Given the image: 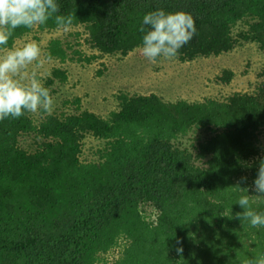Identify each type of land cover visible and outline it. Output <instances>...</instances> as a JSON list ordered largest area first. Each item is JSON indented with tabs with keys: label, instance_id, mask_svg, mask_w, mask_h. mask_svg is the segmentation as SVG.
Listing matches in <instances>:
<instances>
[{
	"label": "trees",
	"instance_id": "trees-1",
	"mask_svg": "<svg viewBox=\"0 0 264 264\" xmlns=\"http://www.w3.org/2000/svg\"><path fill=\"white\" fill-rule=\"evenodd\" d=\"M57 3L60 14L73 15L70 27L86 26L89 42L104 54L141 48L140 20L156 9L194 19L196 32L177 55L182 62L228 53L241 42L264 49V0ZM247 20L248 28L235 33ZM36 29L58 28L51 20L18 28L0 55ZM48 52L67 57L58 38ZM53 75L66 78L60 69ZM233 76L224 70L221 81ZM120 99L107 118L85 110L0 121V264H101L116 248L120 255L107 264H240L264 251V229L235 218L243 209L234 203L247 194L264 212V194L252 186L264 158V78L255 92L224 101L166 102L154 93ZM199 131L206 136L192 150L177 145ZM26 134L37 138L32 151L21 144ZM87 134L105 146L83 160ZM147 203L155 220L142 209ZM230 210L232 219L220 215Z\"/></svg>",
	"mask_w": 264,
	"mask_h": 264
},
{
	"label": "rangeland",
	"instance_id": "rangeland-1",
	"mask_svg": "<svg viewBox=\"0 0 264 264\" xmlns=\"http://www.w3.org/2000/svg\"><path fill=\"white\" fill-rule=\"evenodd\" d=\"M247 22H240L234 29L235 33L247 29ZM55 38L62 41L67 53L65 60L49 56V44ZM88 38L84 25L70 27L67 32L60 28L50 31L36 29L18 39L14 45L19 47L34 42L40 47L39 61L29 65L23 75L31 76L35 73L43 78V84L50 89L54 99L51 114L88 110L107 118L111 112L120 108L123 94L132 96L154 93L166 102H195L205 98L224 101L236 92H255L264 78V49L251 41L239 43L228 53L198 57L191 62H182L178 56L149 62L143 57L141 48L126 55L120 52L104 54L92 46ZM7 50H3L1 55ZM56 69L63 71L66 76L64 80L53 75ZM224 70L234 73L229 83L221 81ZM45 114L30 113L36 122L42 120ZM205 136L204 131L192 132L177 140V145L191 149V145ZM20 140L29 151L37 147V138L33 134H26ZM262 143L264 146V136ZM104 146L105 142L101 139L87 134L83 140L82 159L96 158ZM142 209L147 218L156 219L157 210L154 206L147 203L142 205ZM120 252L121 248H116L103 255L101 264L115 260Z\"/></svg>",
	"mask_w": 264,
	"mask_h": 264
},
{
	"label": "clouds",
	"instance_id": "clouds-1",
	"mask_svg": "<svg viewBox=\"0 0 264 264\" xmlns=\"http://www.w3.org/2000/svg\"><path fill=\"white\" fill-rule=\"evenodd\" d=\"M50 20L67 32L73 23V15L60 14L57 0H0V48L8 47L16 29H33L46 25ZM138 31L142 34L143 57L156 62L158 58L176 57L193 38L196 27L189 13L156 9L143 14ZM40 55L41 49L34 42L13 46L0 55V121L19 119L26 113H52L54 99L50 89L43 84V78L35 73L23 75L29 65L39 61ZM252 186L255 193L264 194V158L259 161ZM234 203L243 209L235 218L242 224L246 222L252 229H264V212L254 210L247 194L239 195ZM220 215L233 218L231 210ZM177 245V253H182V242L177 241ZM240 264H264V251L240 261Z\"/></svg>",
	"mask_w": 264,
	"mask_h": 264
},
{
	"label": "bare ground",
	"instance_id": "bare-ground-1",
	"mask_svg": "<svg viewBox=\"0 0 264 264\" xmlns=\"http://www.w3.org/2000/svg\"><path fill=\"white\" fill-rule=\"evenodd\" d=\"M220 76V75H219ZM218 82V81H217Z\"/></svg>",
	"mask_w": 264,
	"mask_h": 264
}]
</instances>
